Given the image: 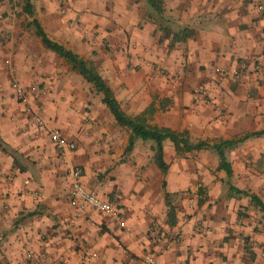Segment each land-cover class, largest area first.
Masks as SVG:
<instances>
[{
    "label": "crops",
    "instance_id": "crops-1",
    "mask_svg": "<svg viewBox=\"0 0 264 264\" xmlns=\"http://www.w3.org/2000/svg\"><path fill=\"white\" fill-rule=\"evenodd\" d=\"M160 1L163 21L141 0H30L47 37L89 61L126 115L143 114L147 125L186 132L189 141L264 131V0ZM24 17L31 20L0 19V264H140L144 255L157 264H264L261 214L227 194L230 184L264 205V135L225 152L228 179L213 153L176 155L164 140L161 175L152 142L135 140L124 153L129 132L21 25ZM183 29L191 35L171 42ZM240 66L247 79L231 78ZM12 83L41 125L24 113ZM3 92L22 113L7 109ZM53 129L72 151L52 145ZM71 168L80 169L85 189L116 203L123 227L72 204Z\"/></svg>",
    "mask_w": 264,
    "mask_h": 264
},
{
    "label": "trees",
    "instance_id": "trees-1",
    "mask_svg": "<svg viewBox=\"0 0 264 264\" xmlns=\"http://www.w3.org/2000/svg\"><path fill=\"white\" fill-rule=\"evenodd\" d=\"M146 6L152 11L154 17L163 21L161 1L160 0H141ZM21 12L31 20L25 23L23 26L31 28L33 34L39 39L42 47L58 58L62 59L64 63L75 73H77L86 83H88L92 90L99 95L100 103L106 108L108 113L111 115L116 126L124 128L129 132L127 139V145L124 149V153H128L135 140L151 141L152 142V161L161 175H164L167 171V165L163 161L162 153V142L164 140L170 141L174 149L175 154L182 156L185 153L197 152V151H209L213 153L217 159V170L224 172L226 179L231 174V168L229 163L226 161L225 152L231 150L237 145L243 143L245 140L255 138L264 135V131L246 133L235 139L218 140L215 142H208L205 140L189 141L186 132L176 133L166 128L152 127L146 124L143 114L135 117L126 115L119 107L115 100L111 90L106 85L104 80L98 75L95 67L86 60L66 49L62 45L52 41L47 37L41 25L34 17V9L30 0H21ZM159 29L167 37L169 32L166 28L159 26ZM191 32L183 29L176 34H171V42H182L189 37ZM164 182L162 181L161 187L164 189ZM228 196L239 198H247L250 205L254 207L260 214L262 221L264 222V205L262 202L253 194L247 191L238 190L228 184ZM168 194L164 193V203L166 206L167 219H171L174 216L173 208L168 202ZM33 213H28L27 216H32Z\"/></svg>",
    "mask_w": 264,
    "mask_h": 264
},
{
    "label": "built area",
    "instance_id": "built-area-1",
    "mask_svg": "<svg viewBox=\"0 0 264 264\" xmlns=\"http://www.w3.org/2000/svg\"><path fill=\"white\" fill-rule=\"evenodd\" d=\"M257 9L262 12L263 7L261 5L257 6ZM261 20H264L262 17ZM109 46V45H107ZM251 70L253 72L259 71V66L252 65ZM218 73L225 75V70L218 71ZM249 71L247 67L240 66L237 70L230 73L231 78L236 79H247ZM11 89L13 92L14 98L23 104L24 113L31 117L32 121L36 125L42 124L41 114L38 109L30 107L26 104L25 94L23 90L16 84H11ZM48 137L52 145L63 154L65 152H70L74 149V145L71 142H68L61 134L59 130L53 129L48 133ZM81 171L79 168H71L69 170V178L71 180L69 186V198L74 206L80 211L85 208H89L92 211L99 213L104 216L111 217L117 224L123 227L122 218L119 216L118 207L114 202H107L99 199L93 192L85 189L80 181ZM140 264H157L154 257L151 255H144Z\"/></svg>",
    "mask_w": 264,
    "mask_h": 264
},
{
    "label": "rangeland",
    "instance_id": "rangeland-1",
    "mask_svg": "<svg viewBox=\"0 0 264 264\" xmlns=\"http://www.w3.org/2000/svg\"><path fill=\"white\" fill-rule=\"evenodd\" d=\"M3 1H7L8 2V7H5L4 10H0L1 13H0V19H4L9 15H12L13 16V19L16 21V22H20L22 20L21 16H24V14L21 12V6H22V2L21 0H0V4L3 3ZM60 9H56L57 12H59ZM38 15L39 16H42L45 12L43 10H38ZM26 23V18L24 17V21L21 22V25L25 24ZM109 43L107 42H103L102 46H103V49L104 50H108L110 49V45ZM1 89H0V94H1ZM5 97L7 99H9L10 101V105L7 106V109L10 111V112H18L19 111L21 112L20 110V107L18 106V102L13 100V96L8 94V92H3ZM96 95V94H95ZM3 97V95L1 96ZM22 113V112H21Z\"/></svg>",
    "mask_w": 264,
    "mask_h": 264
}]
</instances>
